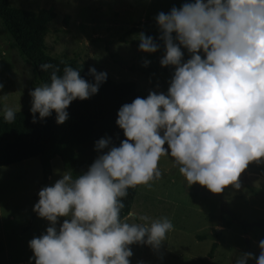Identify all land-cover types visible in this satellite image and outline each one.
<instances>
[{
	"label": "clouds",
	"instance_id": "clouds-1",
	"mask_svg": "<svg viewBox=\"0 0 264 264\" xmlns=\"http://www.w3.org/2000/svg\"><path fill=\"white\" fill-rule=\"evenodd\" d=\"M155 22L164 47L160 66L175 69L167 94L150 91L121 106L115 122L125 137L120 145L99 139L95 150L108 151L85 173L65 172L38 192L33 211L50 226L29 241L30 264H130V245L159 249L174 229L171 219L132 213L122 219L121 212L129 189L151 188L161 178L163 156L189 187L198 184L213 194L239 189L248 165L264 162V0H193L160 12ZM138 39L139 51L159 50L151 36L140 33ZM182 49L190 54L183 63ZM40 70L50 71V78L29 92L33 123L37 114L44 120L55 112L63 124L70 104L97 94L107 79L94 67L88 69L91 83L71 66L62 74L51 63ZM3 118L13 123L16 112L6 107ZM131 218L141 223H129ZM258 247V257L241 253L234 264H264V239Z\"/></svg>",
	"mask_w": 264,
	"mask_h": 264
},
{
	"label": "rangeland",
	"instance_id": "rangeland-1",
	"mask_svg": "<svg viewBox=\"0 0 264 264\" xmlns=\"http://www.w3.org/2000/svg\"><path fill=\"white\" fill-rule=\"evenodd\" d=\"M8 1L11 7L28 11L52 8L55 17L47 25L44 38L48 55L75 57L89 68L105 72L109 80L133 82L136 91L146 94H167L171 80L159 63L164 52L147 56L138 50L142 29L160 35L158 26L144 25L145 19L193 2L184 0L174 6L176 0ZM132 28L138 32L121 41L120 37ZM160 44L164 49L162 41ZM145 61H149L147 66ZM0 83V115L6 107L15 112L31 108L29 92L38 85L30 65L11 47L1 27ZM159 169L162 176L152 182L151 188L137 187L129 213L152 219L168 217L174 229L159 249L130 245V264H234L241 253L259 256L258 245L264 239V162L250 163L239 177L240 188L229 186L220 194L198 184L189 187L168 156L160 158ZM62 174L60 163L53 162L51 175L41 184L36 158L0 167V264H30L33 253L29 241L50 226L33 211L38 192L53 185ZM64 219L59 218L57 229ZM128 222L141 223L135 218ZM246 264H256L255 259Z\"/></svg>",
	"mask_w": 264,
	"mask_h": 264
},
{
	"label": "trees",
	"instance_id": "trees-1",
	"mask_svg": "<svg viewBox=\"0 0 264 264\" xmlns=\"http://www.w3.org/2000/svg\"><path fill=\"white\" fill-rule=\"evenodd\" d=\"M184 0H176L177 4ZM55 17L52 8H39L36 11H28L9 5L8 0H0V27L10 38V45L30 65L34 82L39 86L49 82L50 71L42 72V63H51L62 70L67 66L80 71L83 79L89 83L93 77L88 75L89 67L77 61L75 57H52L46 53L44 38L48 32L47 25ZM156 17V16H155ZM155 17L145 19L146 27L157 26ZM137 29H130L125 32L124 37L134 35ZM146 36H151L160 45L159 52L163 53L158 34H152L142 29ZM183 62L190 59L186 49ZM148 54L147 56L153 55ZM148 71V70H147ZM146 71V72H147ZM163 71L170 74V80L174 74V67H163ZM99 72V71H97ZM151 79V76L146 73ZM148 94L136 91L133 82H114L108 78L99 87L97 94L87 100H75L66 109L68 119L58 125L56 114L44 120L38 119L33 123V116L30 108L17 111L13 123L4 121L0 115V167H6L22 161L36 158L40 167L41 184L46 183L51 175L50 161L57 157L60 162L63 174L71 172L73 177L85 173L94 160L103 152L95 150L96 142L101 138H109V147H118L125 139L123 131L116 125L118 110L124 104H130L135 98H146ZM166 146V145H165ZM138 187V186H137ZM136 188L128 190V195L123 202L125 208L121 212L123 219L128 215L133 201ZM215 247L213 243L210 255Z\"/></svg>",
	"mask_w": 264,
	"mask_h": 264
},
{
	"label": "crops",
	"instance_id": "crops-1",
	"mask_svg": "<svg viewBox=\"0 0 264 264\" xmlns=\"http://www.w3.org/2000/svg\"><path fill=\"white\" fill-rule=\"evenodd\" d=\"M53 162H56L57 164L60 163V162H59V159H58L57 157L53 158V159L50 161V168H51V169H52V163H53ZM10 166H11V165H10ZM124 218H125V217H124ZM124 218H123V219H124Z\"/></svg>",
	"mask_w": 264,
	"mask_h": 264
}]
</instances>
